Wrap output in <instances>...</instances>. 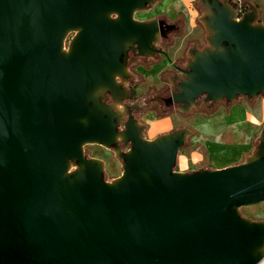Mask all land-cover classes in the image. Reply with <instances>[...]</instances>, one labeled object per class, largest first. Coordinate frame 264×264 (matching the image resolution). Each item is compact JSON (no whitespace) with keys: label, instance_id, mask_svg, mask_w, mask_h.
<instances>
[{"label":"water","instance_id":"95a60500","mask_svg":"<svg viewBox=\"0 0 264 264\" xmlns=\"http://www.w3.org/2000/svg\"><path fill=\"white\" fill-rule=\"evenodd\" d=\"M157 1L0 0V264L264 260V220L240 212L264 203V123L242 162L191 172L175 170L189 130L147 139L137 120L121 123L126 52L164 56L156 46L175 28L134 18ZM221 3L198 0L204 46L168 77L164 101L180 114L198 99L264 98L258 9L236 20ZM88 145L113 147L119 176L106 180Z\"/></svg>","mask_w":264,"mask_h":264},{"label":"rangeland","instance_id":"374dc122","mask_svg":"<svg viewBox=\"0 0 264 264\" xmlns=\"http://www.w3.org/2000/svg\"><path fill=\"white\" fill-rule=\"evenodd\" d=\"M165 0H158L152 7L146 12H137L134 15L136 20H148L154 17H165L158 15L159 12L165 7ZM177 2L178 5L182 7L181 13L175 15L171 22H176L179 25L178 32L171 34L167 41L161 44L162 49L165 51L166 55L160 59H157L154 63H148L146 65H141V67H136L135 70L139 73L140 77L137 81V87L135 89L136 94L141 97L145 102L152 95L153 88H160L165 86V81L163 74L170 71L171 64L173 65H183L186 63L185 51L191 47L192 44H196L199 47L204 46V31L198 22V17L201 15V9L196 5L197 0H172V2ZM236 8H241L244 5H255L258 9L259 21L264 24V0H230ZM182 3V4H181ZM169 4V3H168ZM170 21L169 17H165ZM192 20V27L186 26L188 20ZM243 99V98H242ZM237 100V103L240 102ZM243 101V100H242ZM222 105H218L211 111H205L203 109L192 110L188 114L174 113L171 111L168 115L171 118V123L177 128H185L191 132V136L188 138L184 150H199L204 155L207 154V149L205 146V141H194V137L197 136L198 132L202 133L204 131V120L214 114L216 110H221ZM150 112L142 115L139 120L145 126L144 134L147 139H152L155 136L163 133H159V124L155 121L162 115L155 111L154 106L149 107ZM155 123V124H153ZM166 133V132H164ZM257 145V140L252 141L251 150L243 157L236 159L237 163L243 161L244 157L248 156L253 148ZM84 154L88 158H97L104 162V169L106 174V180H111L119 176L121 168L115 159L108 153V151H103L97 146L88 145L83 148ZM237 163H232L237 164ZM202 165V164H201ZM178 162L175 165V170L178 172H191L196 171L201 168V166H189L186 171H180ZM202 169H206L205 167ZM243 216L253 219V220H264V203H258L254 205L244 206L240 209Z\"/></svg>","mask_w":264,"mask_h":264},{"label":"crops","instance_id":"0c3cea01","mask_svg":"<svg viewBox=\"0 0 264 264\" xmlns=\"http://www.w3.org/2000/svg\"><path fill=\"white\" fill-rule=\"evenodd\" d=\"M163 4L165 7L158 15L167 16L170 21L182 12V7L175 1L165 0ZM186 26L192 27L191 19L186 22ZM237 100L226 107L222 106L221 110H216L206 118L204 123L201 122L205 127L204 131L198 132L194 141H205L207 154L204 155L199 150H184L176 156L178 170L186 171L189 166L197 165L206 169L224 168L237 163L236 159L245 156L251 150L252 141L256 139L264 123V98L258 96L250 101L243 98L238 103ZM169 116L173 114L162 115L155 121L160 123L159 133L169 132L178 127L171 123Z\"/></svg>","mask_w":264,"mask_h":264},{"label":"flooded vegetation","instance_id":"af4514ba","mask_svg":"<svg viewBox=\"0 0 264 264\" xmlns=\"http://www.w3.org/2000/svg\"><path fill=\"white\" fill-rule=\"evenodd\" d=\"M219 1H220V4H222L221 3L222 0H219ZM227 1L235 13L236 20L241 19L242 15H244L245 13H248V9L246 6L245 9H243L239 12L240 14H237V9H236L235 5H233V3L230 0H227ZM197 2H198V0H197ZM197 2H196V5H197ZM199 8L201 9V13H202L203 9L201 7H199ZM154 18L157 20H163L166 24H174L175 25V28L171 32L168 33V35L165 39L159 40V42L156 46V49H159V48L162 49L161 44L165 43L171 34L178 32L179 25L176 22L168 21L165 17H154ZM146 20H142V21H146ZM69 37H68V39H69ZM196 46L198 48H201L198 45H196ZM162 51L165 53V51L163 49H162ZM186 51H185V55H186ZM134 53H135V51L132 52V51L128 50L126 52V58H125V62H124L126 76L124 77V83H123L122 87L127 90V94H126L127 96H126V99L122 101V104H124L125 107L119 111L121 116H124L121 120V123H125L129 117H131V119L137 120L138 123H140L139 118L142 115H144L145 113L150 112V110H149L150 106H154L155 111H157L161 115H168L171 111H173L174 113H176V112L179 113L178 111H176L177 105L169 104L168 102H165L164 100L168 99L171 95V92L173 91V89L170 87V82L168 81V77H171L173 74H175L176 73L175 69L176 68H182L183 65L177 66V65L171 64L170 71H167L163 74L165 86H162L160 88H153L152 89L153 92L151 93L152 95L147 99V102H145L135 92V89L137 87V81L140 77L139 73L135 70V68L141 67V65H146L148 63H152V62L154 63L157 59H160L163 56L153 54L152 56L146 55V56L138 57V56H135ZM109 103H110L109 100L105 102V104H109ZM197 103L199 106L196 110L203 109L205 111H211L215 107H217L218 105L224 106V103H221L218 105H211L209 102L203 103L201 99H198ZM115 121H117V120H115ZM140 124L142 125L141 133L146 138V136L144 134L145 126L143 123H140ZM123 130H124V127L121 125H118L116 127L117 132H121ZM97 147L99 149H102L105 152L108 151V153H110V155H112V157L114 158L115 154H114V148L113 147L108 149V150L103 149L99 146H97ZM128 149H129V146H127V145L124 146L122 143H120L119 144V150H118V156H122ZM86 158L89 159L87 157V155H86ZM90 158H92V157H90Z\"/></svg>","mask_w":264,"mask_h":264},{"label":"trees","instance_id":"16d2710c","mask_svg":"<svg viewBox=\"0 0 264 264\" xmlns=\"http://www.w3.org/2000/svg\"><path fill=\"white\" fill-rule=\"evenodd\" d=\"M246 8V6L244 5L243 7H239V8H236L237 9V14H240L239 12L241 11V10H243V9H245Z\"/></svg>","mask_w":264,"mask_h":264},{"label":"bare ground","instance_id":"6f19581e","mask_svg":"<svg viewBox=\"0 0 264 264\" xmlns=\"http://www.w3.org/2000/svg\"><path fill=\"white\" fill-rule=\"evenodd\" d=\"M263 262H264V260L261 263H263Z\"/></svg>","mask_w":264,"mask_h":264},{"label":"built area","instance_id":"2783aa9c","mask_svg":"<svg viewBox=\"0 0 264 264\" xmlns=\"http://www.w3.org/2000/svg\"><path fill=\"white\" fill-rule=\"evenodd\" d=\"M260 264H264V262L263 263H260Z\"/></svg>","mask_w":264,"mask_h":264}]
</instances>
